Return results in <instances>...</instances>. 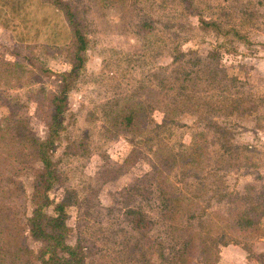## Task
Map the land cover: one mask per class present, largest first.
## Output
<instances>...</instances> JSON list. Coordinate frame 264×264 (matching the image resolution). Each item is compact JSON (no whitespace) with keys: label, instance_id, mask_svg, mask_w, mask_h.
<instances>
[{"label":"rangeland","instance_id":"obj_1","mask_svg":"<svg viewBox=\"0 0 264 264\" xmlns=\"http://www.w3.org/2000/svg\"><path fill=\"white\" fill-rule=\"evenodd\" d=\"M61 1L86 39L49 153L48 199H73L65 244L84 264H171L187 234L218 250L215 264L264 252V0ZM71 49L52 0H0V264H40L31 145ZM132 104L130 130L115 118ZM137 215L149 226L135 229Z\"/></svg>","mask_w":264,"mask_h":264},{"label":"trees","instance_id":"obj_2","mask_svg":"<svg viewBox=\"0 0 264 264\" xmlns=\"http://www.w3.org/2000/svg\"><path fill=\"white\" fill-rule=\"evenodd\" d=\"M52 3L61 10L66 18L72 42V57L69 71L57 74L59 82L58 92L47 99L49 112H47L46 137L44 140H32L31 150L33 155L35 150V155L41 168L34 175L32 185V204L34 208L31 211V216L26 219V229L29 236L42 245L38 253L40 264H84L78 248L75 246L71 247L64 242L67 229L64 209L73 202L72 197L64 196L59 203L54 204L48 199L47 192L58 181L49 153L62 129L61 119L67 106L68 91L85 62L86 39L82 32L81 20L75 19L74 14L67 8V4L61 0H52ZM135 106L136 104H132L130 107L123 109L127 115H120L115 118L117 122L130 130L134 129L135 124L139 120V114L133 110ZM158 172L159 169L156 173ZM177 201V198L172 194L164 196L163 205L166 215L170 216L172 212L175 213L177 211L173 207ZM49 207H52L54 216H47L43 212V209ZM131 221L132 226L138 230L146 228L149 223L142 220L140 215L132 216ZM236 224L248 227L251 222L246 216H242L236 221ZM194 236L193 234H187L177 256L178 260L171 264H186L192 255L208 257L207 260H204V264H215L217 262L218 250L214 246L213 251H205L198 248L194 243ZM221 246L224 247L226 245L221 244ZM245 259L252 264H264V252L253 254L250 258L249 254H247Z\"/></svg>","mask_w":264,"mask_h":264},{"label":"crops","instance_id":"obj_3","mask_svg":"<svg viewBox=\"0 0 264 264\" xmlns=\"http://www.w3.org/2000/svg\"><path fill=\"white\" fill-rule=\"evenodd\" d=\"M219 264L221 263V261L220 262H218ZM243 264H252V263H249L246 259H245V257H244V262H243Z\"/></svg>","mask_w":264,"mask_h":264}]
</instances>
